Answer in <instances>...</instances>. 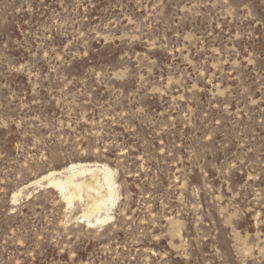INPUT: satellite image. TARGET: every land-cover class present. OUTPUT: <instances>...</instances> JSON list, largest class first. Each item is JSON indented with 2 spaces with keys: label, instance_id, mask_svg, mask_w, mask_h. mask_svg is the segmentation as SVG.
Wrapping results in <instances>:
<instances>
[{
  "label": "rangeland",
  "instance_id": "obj_1",
  "mask_svg": "<svg viewBox=\"0 0 264 264\" xmlns=\"http://www.w3.org/2000/svg\"><path fill=\"white\" fill-rule=\"evenodd\" d=\"M0 264H264V0H0Z\"/></svg>",
  "mask_w": 264,
  "mask_h": 264
},
{
  "label": "bare ground",
  "instance_id": "obj_2",
  "mask_svg": "<svg viewBox=\"0 0 264 264\" xmlns=\"http://www.w3.org/2000/svg\"><path fill=\"white\" fill-rule=\"evenodd\" d=\"M68 171L70 173L69 174L70 179L66 177L67 180H64V181L63 180H60L59 178H55V177H52V176H49V175L45 176L46 186H56L60 190H62V189H64L66 187V183L68 181H70V188L73 191V193H75V196H76L77 193L80 194V191L81 190H84V189L88 190V192H89V190L90 191H93L96 194V196L92 200L91 204L88 205L89 210H93V211L94 210L98 211L103 206L108 205V203H110L109 201H111L113 199L112 181H111V178L109 176V173L110 172L108 173V170L107 169L106 170H103V172H102L103 173V180H104V183L103 184L104 185H102V184L99 183V185L97 184L98 186H95V183H98V181L96 180V177L93 176V174H92V177L90 179H83L82 181H80L77 184L71 178L72 176L74 177L75 175L80 176V175L86 173L87 171L91 173L92 172V169L91 168H81V167L77 168V167H75V166L72 165L68 169ZM97 176H99V175H97ZM102 186H105L106 187V189H104V190H106V193L105 194H102V191H101L102 190L101 189ZM72 191H71V193H72ZM92 196H94V195H92ZM71 200H72V196H70L67 199V201H68L69 204H71V202H72ZM88 216H89V214H88ZM96 220H100L99 217H96Z\"/></svg>",
  "mask_w": 264,
  "mask_h": 264
}]
</instances>
